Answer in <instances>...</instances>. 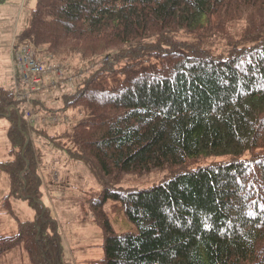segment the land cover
Segmentation results:
<instances>
[{"label":"trees","instance_id":"trees-1","mask_svg":"<svg viewBox=\"0 0 264 264\" xmlns=\"http://www.w3.org/2000/svg\"><path fill=\"white\" fill-rule=\"evenodd\" d=\"M17 39L96 68L64 97L84 117L45 143L66 148L101 189L87 201L100 264H264V0H38ZM34 102L52 110L42 94ZM19 104L0 86L13 157L0 172L6 206L22 198L36 219L0 238V258L22 246L32 264H67L41 203L44 154L19 128ZM157 173L153 187L121 186ZM110 201L136 232H116Z\"/></svg>","mask_w":264,"mask_h":264},{"label":"rangeland","instance_id":"rangeland-1","mask_svg":"<svg viewBox=\"0 0 264 264\" xmlns=\"http://www.w3.org/2000/svg\"><path fill=\"white\" fill-rule=\"evenodd\" d=\"M36 6L37 0H21L15 7L16 9L9 7L4 10L3 6H0V85L9 83L7 74L8 28L11 26V31L21 32ZM214 48L219 49L220 46L216 45ZM73 61L78 67L81 66L78 63L80 62L79 60ZM44 62L49 63L48 60ZM51 64L54 65L56 63L51 62ZM55 89L62 90L59 88ZM60 105L62 104L60 103ZM68 114L73 117L71 123L75 125L84 117L82 108H71ZM9 127L8 119L0 118V164L11 160V146L8 138ZM39 129H43L45 132L40 131V139L32 135V146L35 151L39 149L44 153L42 164L38 167V172L43 181L40 188V193L43 192L42 202L52 208L57 215L65 248L70 257L69 262L71 264H90L86 262L87 258L98 260L102 256L103 235L86 209V200L91 195L100 194V187L82 163L68 156L66 148L49 145L46 147L45 141L47 140L45 139L47 138V133L52 137L58 138L68 131L65 126H40ZM162 176L163 174L157 173L141 180H138L136 176H130L125 179L121 186L150 188L157 185ZM9 192V180L5 172L1 171L0 237L17 234L20 222L32 221L36 217L35 212L21 198L11 200L10 204L4 207V198L9 195ZM112 206H114V203L110 201L105 206V209L116 232H136V229L128 222L120 208ZM0 264H32V262L28 252L21 246L3 255L0 258Z\"/></svg>","mask_w":264,"mask_h":264},{"label":"built area","instance_id":"built-area-1","mask_svg":"<svg viewBox=\"0 0 264 264\" xmlns=\"http://www.w3.org/2000/svg\"><path fill=\"white\" fill-rule=\"evenodd\" d=\"M15 71L18 72L22 84L24 86L22 91V99H28L31 92L40 88L42 83V75L45 73L34 59L32 50L28 47H23L17 54ZM30 121H34L35 117L31 109L27 113Z\"/></svg>","mask_w":264,"mask_h":264},{"label":"crops","instance_id":"crops-1","mask_svg":"<svg viewBox=\"0 0 264 264\" xmlns=\"http://www.w3.org/2000/svg\"><path fill=\"white\" fill-rule=\"evenodd\" d=\"M20 1L21 0H10L9 2H7L5 5H3V8H4V10H7L9 7H12L13 9H16L15 7H17V5L20 3ZM2 7V6H1ZM13 9H12V11H13ZM20 12H21V10H20ZM19 15H20V13H19ZM8 34H9V38H8V41H7V49H8V65L10 64V48H9V46H10V44L12 43V39H13V35H14V33L15 32H13V31H11V26H9V28H8ZM102 248H103V246H102ZM12 251V250H11ZM10 252V251H9ZM8 253V252H7ZM102 257H103V252H102V256H101V258L100 259H98V260H93V259H91V258H87L86 259V262H89L90 264H98V262L102 259ZM67 263H69V264H71L70 262H69V260H70V257H69V255L67 256Z\"/></svg>","mask_w":264,"mask_h":264}]
</instances>
